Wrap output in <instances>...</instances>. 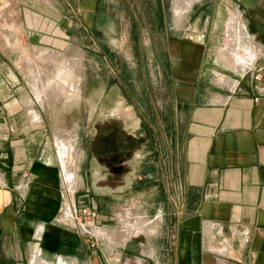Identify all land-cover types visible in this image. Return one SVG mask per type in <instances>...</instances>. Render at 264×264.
I'll return each instance as SVG.
<instances>
[{"label": "crops", "instance_id": "crops-1", "mask_svg": "<svg viewBox=\"0 0 264 264\" xmlns=\"http://www.w3.org/2000/svg\"><path fill=\"white\" fill-rule=\"evenodd\" d=\"M122 1L164 34L142 44L166 45L158 69L105 89L132 100L139 84L137 107L153 109V166L140 182L153 194L69 192L46 149L0 135V264H264V0ZM83 208L96 218L83 224Z\"/></svg>", "mask_w": 264, "mask_h": 264}, {"label": "rangeland", "instance_id": "rangeland-1", "mask_svg": "<svg viewBox=\"0 0 264 264\" xmlns=\"http://www.w3.org/2000/svg\"><path fill=\"white\" fill-rule=\"evenodd\" d=\"M99 4L89 14L77 10L76 0H0V135L33 140L35 149H46L61 165L68 140L78 178L70 186L112 188L126 200H142L154 190L139 180L153 166V109L137 107L135 100H143L139 84L132 100L120 86L105 89L128 71L158 69L153 54H164L166 45L141 42L164 34H154L151 14L124 12L122 0ZM70 82L77 84V99L69 98Z\"/></svg>", "mask_w": 264, "mask_h": 264}, {"label": "bare ground", "instance_id": "bare-ground-1", "mask_svg": "<svg viewBox=\"0 0 264 264\" xmlns=\"http://www.w3.org/2000/svg\"><path fill=\"white\" fill-rule=\"evenodd\" d=\"M185 8V7H184ZM179 11V10H178ZM182 11V10H181ZM184 11V10H183ZM182 17V16H181ZM228 51V50H226ZM227 54V53H225ZM230 56V54H229ZM51 57V56H50ZM232 57V56H231ZM52 58V57H51ZM68 66V65H67ZM66 67V66H65ZM62 70V69H61ZM63 72V71H62ZM66 74V73H64ZM71 76V75H70ZM72 77V76H71ZM71 83V82H70ZM69 83V84H70ZM72 88L74 90L73 94L69 97L71 99H77L79 97L78 94V88H77V84L76 82H72L71 83ZM64 148V156L62 155L63 158V164H62V168L64 171V177H65V181L67 183L68 190L69 192L72 191L76 185V180H75V151H74V145L72 143H70L68 140L66 142H64V146H62ZM62 148V150H63ZM62 153V152H61ZM61 156V155H60ZM61 160V159H60ZM73 181V185L74 186H70V181ZM67 205V204H66ZM71 205V204H70ZM73 207V206H72Z\"/></svg>", "mask_w": 264, "mask_h": 264}, {"label": "built area", "instance_id": "built-area-1", "mask_svg": "<svg viewBox=\"0 0 264 264\" xmlns=\"http://www.w3.org/2000/svg\"><path fill=\"white\" fill-rule=\"evenodd\" d=\"M258 72H259V74H257V75H259L260 77H264V66L260 67L258 69ZM96 216H97V214L94 210H90L89 208H83L78 217H80V218L82 217L81 222L84 224L86 218L89 220H93L96 218Z\"/></svg>", "mask_w": 264, "mask_h": 264}, {"label": "flooded vegetation", "instance_id": "flooded-vegetation-1", "mask_svg": "<svg viewBox=\"0 0 264 264\" xmlns=\"http://www.w3.org/2000/svg\"><path fill=\"white\" fill-rule=\"evenodd\" d=\"M108 135H109V134H108ZM142 177H144V175H143ZM142 177H140V178H139V180H140V181H141V180H143V178H142Z\"/></svg>", "mask_w": 264, "mask_h": 264}]
</instances>
